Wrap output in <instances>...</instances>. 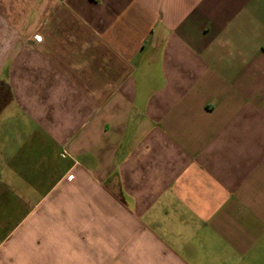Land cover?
<instances>
[{
	"label": "crops",
	"instance_id": "0c3cea01",
	"mask_svg": "<svg viewBox=\"0 0 264 264\" xmlns=\"http://www.w3.org/2000/svg\"><path fill=\"white\" fill-rule=\"evenodd\" d=\"M0 227V264H264V0H0Z\"/></svg>",
	"mask_w": 264,
	"mask_h": 264
},
{
	"label": "rangeland",
	"instance_id": "374dc122",
	"mask_svg": "<svg viewBox=\"0 0 264 264\" xmlns=\"http://www.w3.org/2000/svg\"><path fill=\"white\" fill-rule=\"evenodd\" d=\"M12 222H15V221H12ZM2 227H0V235H1V237L5 233V229H6V228H2Z\"/></svg>",
	"mask_w": 264,
	"mask_h": 264
},
{
	"label": "built area",
	"instance_id": "2783aa9c",
	"mask_svg": "<svg viewBox=\"0 0 264 264\" xmlns=\"http://www.w3.org/2000/svg\"><path fill=\"white\" fill-rule=\"evenodd\" d=\"M37 39V38H36ZM65 154V152H63Z\"/></svg>",
	"mask_w": 264,
	"mask_h": 264
}]
</instances>
